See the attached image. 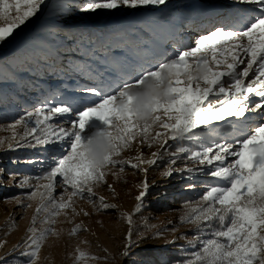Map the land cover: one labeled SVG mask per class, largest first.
I'll return each instance as SVG.
<instances>
[{
  "label": "snow or ice",
  "instance_id": "6c2138e0",
  "mask_svg": "<svg viewBox=\"0 0 264 264\" xmlns=\"http://www.w3.org/2000/svg\"><path fill=\"white\" fill-rule=\"evenodd\" d=\"M47 3L48 0H12L11 3L0 0V21H3L0 42L11 38ZM167 3L168 0H55L50 11L57 19L46 22L47 32L54 37L63 33L66 40L77 43L78 47L87 39L89 51L86 54L91 57L94 55L91 34L86 35V30L81 28H60V17L70 16L73 11L96 13L121 8L148 11L152 6ZM234 3L251 8L237 9L227 20L199 35L194 46L181 43L171 58L164 53L163 44L156 50L146 49L140 59L114 77L106 75L107 69L101 72L88 62L75 65L71 70L91 83L77 84L72 95L56 102L46 97L39 107L26 110L10 126L13 129L22 126L23 134L17 138L14 131L7 148L0 140V149H54L47 156L11 161L16 165L38 167L44 175L9 173L10 186L33 187L30 178L47 181L35 185L34 190L26 194L30 199L40 198L36 213H46L43 223L48 227L38 229L34 215L24 238L13 246L14 249L20 244L24 246L20 255L26 259L20 264H37L47 235L56 231L52 227L54 218L62 210L72 208L74 197L87 196L92 200L95 197L93 185L105 182L110 165L119 166L120 172L125 166H131L147 174L148 169L142 165L155 166L162 160L165 155L162 151L153 152V158L148 160L143 158V152L135 156L136 162L117 159L138 137L142 138L140 143L148 147L157 143L161 149L175 148L167 153L169 165L162 173L165 178L179 175L189 181L186 184L189 190L195 189L191 181L199 175L223 182V186H206L200 201L180 218L181 222L192 223L197 234L206 225L217 222L219 228L213 233L214 238L203 240L201 248L190 258L173 264H264V0H234ZM136 30L135 26L127 25L116 29L115 34L123 37ZM170 35L174 38L176 33ZM41 59L47 60L48 56ZM147 81L166 87L149 105L151 114L145 118L138 112L141 105H135L137 110H133L130 90L141 89ZM65 116L69 119L64 120ZM54 120H63L68 126L54 128ZM93 120L100 124H92ZM218 122L226 126L217 127ZM157 128L160 130H155L153 135ZM96 135L108 136L114 145V150L104 158L105 166L98 165L83 150ZM65 144L70 150L64 148ZM230 157L233 160L227 163ZM178 161H183L184 166L176 167ZM189 162L193 166L189 167ZM4 172L0 167V178ZM113 175L118 176V173ZM58 179L63 186L72 189L67 199L62 195L57 199L54 195ZM107 187L112 189L111 185ZM138 187L134 213L140 212L155 185L145 175ZM98 199V210L116 207L105 202L103 196ZM18 204L31 206L23 205L22 201ZM124 219L132 225L133 213H125ZM82 228V224H75L69 234L75 235ZM162 235L160 230L149 234L129 227L119 255L128 259L144 240L160 239ZM184 238L187 240L186 236ZM175 242V239L166 240L165 244ZM5 243L0 240V247ZM75 253L76 261H83L89 255L79 247ZM132 264L147 262L133 260ZM159 264H167V261L161 260Z\"/></svg>",
  "mask_w": 264,
  "mask_h": 264
},
{
  "label": "rangeland",
  "instance_id": "374dc122",
  "mask_svg": "<svg viewBox=\"0 0 264 264\" xmlns=\"http://www.w3.org/2000/svg\"><path fill=\"white\" fill-rule=\"evenodd\" d=\"M9 2L11 3L12 0ZM173 2L180 4L181 10L167 7ZM54 3L55 0H49L43 13L41 10L36 17L16 30L4 43L5 50L0 53V140L5 142L4 148H7V143L12 140L14 131L18 134L17 138L23 134L22 126H17L15 129L10 126L23 116L26 110L32 111L35 107H39L46 97H51L53 102H56L66 95H72V90L77 84L91 83L71 70L75 65L88 62L101 72L107 69L106 75L114 77L134 62H127L129 52L139 47L144 39L150 41L153 50L163 44L164 53L171 58L181 43H192L194 46V40L199 35L206 34L214 25L227 20L237 9L251 8L248 5L235 4L234 0H168L166 6H152L148 11L143 8L99 10L96 13L73 11L70 16L60 17V28L65 30L81 28L86 30V35L91 34V49L94 50V55L90 57L86 54L89 51L87 39L84 46L78 47L77 43L66 40L63 33L57 37L48 34L46 22L57 19L50 11ZM2 23L3 21H0V24ZM123 24L133 25L137 30L118 37L112 28L118 26V29ZM186 30L190 32L187 33ZM172 32L176 33L174 38L170 35ZM19 38L20 41L10 49ZM146 48H143V51ZM8 49L10 51L6 52ZM43 56H48V59H41ZM113 58L120 59V67L115 70L110 66ZM140 58L138 56L137 60ZM36 90L38 93H33ZM67 119L69 117L65 116L64 120ZM91 123L100 124L98 120H93ZM52 124L54 128L59 125L68 126L63 120H54ZM222 126H226L224 122H218L217 127ZM155 130L160 129H154L153 135ZM141 139L138 137L117 159H130L136 162L135 156L143 152V158L148 160L153 158V152L162 151L165 153L162 160L155 166L142 165V168L148 169L147 174L134 170L131 166H125L123 172H120L119 166L110 165V170H106L105 182L93 185L95 197L92 200L87 196L74 197L72 208L62 210L60 215L54 218L55 223L52 227L56 231L47 235L39 252L37 264H132L133 260L147 264H159L161 260H165L167 264H173L176 261V257H172L173 254L192 256V253L201 248L203 240L214 238L213 233L217 229L212 225H206L197 234L192 223L181 222L180 218L200 201L206 186H223V182L207 175H199L191 181L195 183V189L189 190L186 187L189 181L181 176L173 175L171 178H165L162 173L169 165L167 153L175 151V148L165 146L161 149L160 144L157 143L148 147L140 143ZM64 148L70 150L68 144H65ZM51 151L54 149L49 148L47 151L29 147L7 151L0 149V167L5 169L3 177L0 178V240L6 241L4 246L0 247L3 264H14V262L20 264V261L26 259L20 255L21 249L24 248L23 244L15 249L13 246L24 238L34 215L37 216L35 226L38 229L48 227L43 223L46 213H36V209L41 204L40 198L30 199L26 195L34 190L35 185L47 181L30 178L29 183L33 187L20 188L10 186L12 181L9 179V173L31 174V177H41L44 173L38 167L23 163L16 165L11 161L36 155L47 156ZM232 160L233 158L230 157L227 163H231ZM183 166V161H178L176 164V167ZM188 166L193 165L189 162ZM113 173H118V176ZM145 175L155 187L144 201L140 212L134 213L135 197L140 191L138 186L145 179ZM107 185H111L114 191ZM71 191L70 187L63 186L62 182L57 180L54 193L57 199L61 195L67 199ZM100 196L105 198V202L116 207L98 210ZM18 201H22L23 205L31 206H20ZM85 212L88 215H84ZM125 213H133L132 225L124 219ZM75 224H82L83 228L75 235H70ZM129 227H134L140 233L149 234L160 230L163 235L160 239L144 240L134 250L132 257L124 259L119 252ZM173 239L176 240L174 244H165L166 240ZM77 247L89 254L85 260H75ZM146 249H153L155 253L152 255L140 253V250ZM93 256L100 259H93Z\"/></svg>",
  "mask_w": 264,
  "mask_h": 264
},
{
  "label": "clouds",
  "instance_id": "9594fccd",
  "mask_svg": "<svg viewBox=\"0 0 264 264\" xmlns=\"http://www.w3.org/2000/svg\"><path fill=\"white\" fill-rule=\"evenodd\" d=\"M164 87H158L152 81H147L141 89L130 90V94L133 96V100L130 102L134 106L133 110H137L135 105H141L138 109L139 115L145 118L150 116L149 105L154 103L155 99L163 94ZM120 103H124V101H120ZM83 150L98 165L105 166L104 158L114 150V145L108 136L96 135L89 143L83 146Z\"/></svg>",
  "mask_w": 264,
  "mask_h": 264
},
{
  "label": "bare ground",
  "instance_id": "6f19581e",
  "mask_svg": "<svg viewBox=\"0 0 264 264\" xmlns=\"http://www.w3.org/2000/svg\"><path fill=\"white\" fill-rule=\"evenodd\" d=\"M48 2H49V0H48ZM48 4V3H47ZM46 4V5H47ZM45 5V6H46ZM45 6L43 7V9H42V13L44 12V10H45ZM167 7H169V8H171V9H177V10H181V7H180V4H178V3H175V2H173L172 4H169ZM201 24V23H200ZM203 24H204V22H203ZM126 24H123V26H125ZM117 27L118 26H116V27H113L112 28V30L113 31H115L116 29H117ZM185 32H190L189 30H186ZM194 32V31H193ZM82 46H84V45H82ZM150 47V48H146V47ZM81 48H83V47H81ZM143 48H146V49H151V50H153L154 49V47L153 46H150V41L148 40V39H144L142 42H141V45L139 46V47H137V48H135L134 49V51H132V52H129V55H128V57H127V62H131V61H136L137 60V57L139 56V57H142V54L143 53H145V50L143 51ZM83 51H84V49H83ZM143 52V53H142ZM111 68H112V70H115V69H118L119 67H120V59H118V58H113L112 59V61H111ZM74 80V79H73ZM33 93H38V91L36 90V91H34Z\"/></svg>",
  "mask_w": 264,
  "mask_h": 264
},
{
  "label": "trees",
  "instance_id": "16d2710c",
  "mask_svg": "<svg viewBox=\"0 0 264 264\" xmlns=\"http://www.w3.org/2000/svg\"><path fill=\"white\" fill-rule=\"evenodd\" d=\"M4 43L5 42H0V53H2L5 50V48H3ZM211 225L213 228H216V229L219 228V224L217 222H213ZM140 253L143 255H152L155 253V250H153V249L140 250ZM172 257H176V261H183L186 258L187 259L190 258L191 256L184 257V256H181L179 254H177V255L173 254Z\"/></svg>",
  "mask_w": 264,
  "mask_h": 264
},
{
  "label": "water",
  "instance_id": "95a60500",
  "mask_svg": "<svg viewBox=\"0 0 264 264\" xmlns=\"http://www.w3.org/2000/svg\"><path fill=\"white\" fill-rule=\"evenodd\" d=\"M24 35H25V34H24ZM24 35H23V36H24ZM23 36H22V37H23ZM22 37H21V38H22ZM21 38H19V39H18V40L12 45V47H11L10 49H12V48L16 45V43L20 41ZM10 49H8L6 52L10 51Z\"/></svg>",
  "mask_w": 264,
  "mask_h": 264
}]
</instances>
